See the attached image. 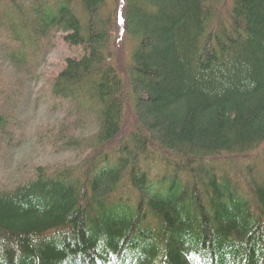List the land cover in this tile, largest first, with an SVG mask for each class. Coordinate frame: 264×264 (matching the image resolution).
Listing matches in <instances>:
<instances>
[{
	"label": "trees",
	"instance_id": "trees-1",
	"mask_svg": "<svg viewBox=\"0 0 264 264\" xmlns=\"http://www.w3.org/2000/svg\"><path fill=\"white\" fill-rule=\"evenodd\" d=\"M110 1L0 0L13 63L61 39L51 95L96 124L75 169L0 184V264H264V0Z\"/></svg>",
	"mask_w": 264,
	"mask_h": 264
},
{
	"label": "rangeland",
	"instance_id": "rangeland-1",
	"mask_svg": "<svg viewBox=\"0 0 264 264\" xmlns=\"http://www.w3.org/2000/svg\"><path fill=\"white\" fill-rule=\"evenodd\" d=\"M18 1L14 0L15 3ZM121 2L111 0L110 9L117 13L121 9ZM122 40L118 27L112 39V61L121 72L128 63L129 49L133 44L130 38H126L125 42ZM14 48L17 49L13 39L10 41L8 31L0 25V65L4 69L1 71L2 77L5 82L13 85L11 98L3 107L6 127L0 131V184L7 189L26 181L41 166L49 171L67 167L75 169L87 157L91 146L86 140L78 150L66 149L64 145L71 140V136L91 138L96 129L95 119L90 113L92 116L86 115L85 124L78 132L71 130V121L78 113V107L51 95L50 76L59 70L64 57L70 53L61 39L55 37L53 43H43L40 52L34 55L28 54L30 50L26 54L24 50L18 49L20 55H28L25 64H15L10 59V54L16 50ZM131 110L126 112L124 135L134 124ZM62 129H69L64 139L58 135ZM260 149L250 155L262 157L264 147ZM253 157L243 159L250 161ZM263 169L259 167V170Z\"/></svg>",
	"mask_w": 264,
	"mask_h": 264
},
{
	"label": "bare ground",
	"instance_id": "bare-ground-1",
	"mask_svg": "<svg viewBox=\"0 0 264 264\" xmlns=\"http://www.w3.org/2000/svg\"><path fill=\"white\" fill-rule=\"evenodd\" d=\"M98 106V105H97ZM98 108V107H97Z\"/></svg>",
	"mask_w": 264,
	"mask_h": 264
}]
</instances>
